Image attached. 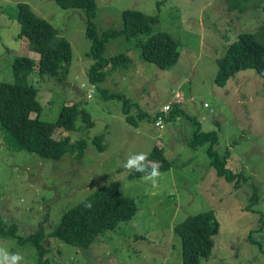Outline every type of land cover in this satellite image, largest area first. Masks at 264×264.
I'll return each mask as SVG.
<instances>
[{
	"label": "rangeland",
	"instance_id": "1",
	"mask_svg": "<svg viewBox=\"0 0 264 264\" xmlns=\"http://www.w3.org/2000/svg\"><path fill=\"white\" fill-rule=\"evenodd\" d=\"M97 0L95 23L100 36L123 28V12L137 10L160 21L153 32H166L179 42V58L161 68L142 56L140 41L148 36L112 39L106 57L127 55L98 87L89 81L95 63L93 42L86 36L83 10L62 9L55 0H0V86L14 83L13 60L31 56L27 38L19 39L18 5L28 3L50 22L73 49L66 79L41 75L35 66L30 84L38 90L40 118L58 120L65 105L78 104L93 117L86 128L58 132L71 142L88 141L83 157L68 152L60 159L42 158L26 150L12 151L0 132V215L28 238L40 228L51 233L62 216L98 189L118 182L135 198L136 216L99 236L88 248L47 237L44 259L57 264H182L181 242L174 227L189 216L213 212L219 225L215 247L201 264H264V79L255 69L237 72L225 87L215 83L217 60L240 34H254L264 45V0ZM106 91V92H104ZM118 94L124 101L108 98ZM164 106L162 127L156 126ZM37 114H33L36 117ZM127 116L132 122L127 121ZM197 127L216 132L214 149L226 167L242 176L232 183L218 176L208 154L209 143L189 144ZM104 136L103 151L93 142ZM162 147L170 168L157 186L131 179L127 158ZM259 202L249 209L251 198ZM0 248L24 257L20 264H39L38 249L16 239L0 240Z\"/></svg>",
	"mask_w": 264,
	"mask_h": 264
},
{
	"label": "trees",
	"instance_id": "2",
	"mask_svg": "<svg viewBox=\"0 0 264 264\" xmlns=\"http://www.w3.org/2000/svg\"><path fill=\"white\" fill-rule=\"evenodd\" d=\"M55 1L62 9L83 10L86 14V36L93 42L90 55L95 59L90 68L89 81L95 87L103 83L113 70L127 65V55L111 58L105 56L108 42L120 36L128 39L148 36L146 41L138 43L142 56L161 68L174 65L179 58V42L166 32H153V26L160 21L158 15L148 16L137 10H126L122 15L123 28L107 30L100 36L95 23L97 0ZM165 1L162 0L158 6ZM17 21L22 26L19 39L27 38L31 49L40 54V59L36 63L31 56H17L12 65L15 82L0 86V132L4 142L12 151L26 150L37 153L42 158L60 159L68 152L81 158L85 155L88 141L81 139L71 142L69 137L64 138L58 130L75 131L80 116L86 128H94L92 115L78 104H73L63 106L57 121H44L40 118L42 106L38 101V90L30 84V76L36 65L41 75L66 79L73 63L72 46L50 22L39 18L28 3L18 5ZM217 62L219 69L215 83L218 87H225L242 70L255 69L264 79V45L254 34H240L235 42L229 44L225 55ZM107 97L124 101V112L127 113L125 105L128 101L124 96L111 94ZM34 113L37 114L36 117H33ZM127 121L132 122V118L127 116ZM103 139L104 136L100 135L93 140L101 151L105 149ZM218 140V133H205L197 127L189 144L198 147L209 143L208 154L212 158V164L218 169V176L232 183L242 175L234 174L226 167V155L222 157L214 149ZM150 162H157L161 173L170 168V163L159 145H155L148 153L146 163ZM143 175L144 173L132 170L129 177L139 179ZM89 202L91 207L86 208L85 204ZM258 202V194L254 193L249 209ZM137 212L136 199L125 196L118 182H111L65 212L59 225L49 234L40 228L34 235L22 238L17 233L18 227L8 224L0 215V240L13 238L20 244L31 243L38 249L39 264H54L44 259L47 250L43 242L47 237L75 247L88 248L97 242L100 235L116 230L121 223L130 222ZM174 231L181 242L182 264H201L202 259H208L213 253L220 225L213 212H205L185 218L174 227Z\"/></svg>",
	"mask_w": 264,
	"mask_h": 264
},
{
	"label": "clouds",
	"instance_id": "3",
	"mask_svg": "<svg viewBox=\"0 0 264 264\" xmlns=\"http://www.w3.org/2000/svg\"><path fill=\"white\" fill-rule=\"evenodd\" d=\"M148 154L138 153L127 158L123 167L129 171L144 173L142 179L146 182L150 181L153 187L157 186V178L161 176L159 165L157 162L146 163ZM150 167V171H149ZM86 208L91 207V203L85 204ZM24 257L19 253H10L7 249L0 248V264H20Z\"/></svg>",
	"mask_w": 264,
	"mask_h": 264
},
{
	"label": "built area",
	"instance_id": "4",
	"mask_svg": "<svg viewBox=\"0 0 264 264\" xmlns=\"http://www.w3.org/2000/svg\"><path fill=\"white\" fill-rule=\"evenodd\" d=\"M169 110V107L168 106H164L163 108H162V110H161V114H159L158 116H157V120H156V126L157 127H162V122H163V115H162V113H165V112H167Z\"/></svg>",
	"mask_w": 264,
	"mask_h": 264
}]
</instances>
